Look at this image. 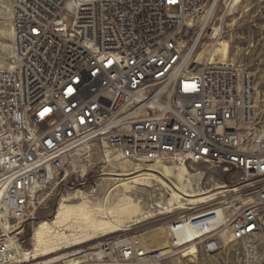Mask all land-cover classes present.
<instances>
[{
	"label": "built area",
	"instance_id": "built-area-1",
	"mask_svg": "<svg viewBox=\"0 0 264 264\" xmlns=\"http://www.w3.org/2000/svg\"><path fill=\"white\" fill-rule=\"evenodd\" d=\"M232 1L13 0L15 57L0 69V228L22 231L64 170L60 158L101 143L132 164H215L241 175L213 203L169 222L168 252L120 236L102 245L103 259L162 262L194 241L215 254L223 231L241 241L264 233L255 74L238 59L189 53L198 37L213 40L214 18L225 36ZM184 229L193 236L180 242ZM18 262L1 229L0 264Z\"/></svg>",
	"mask_w": 264,
	"mask_h": 264
},
{
	"label": "rangeland",
	"instance_id": "rangeland-1",
	"mask_svg": "<svg viewBox=\"0 0 264 264\" xmlns=\"http://www.w3.org/2000/svg\"><path fill=\"white\" fill-rule=\"evenodd\" d=\"M12 11L13 0H0V69L9 68L8 64L12 65L15 57ZM233 22V25L227 26V33L223 38L231 41L235 59L244 62L255 74L258 115H262L264 120V0H245L237 14L227 17V25ZM217 23V19L214 18L207 28L214 27ZM67 153L70 155L65 169L39 194L36 205L32 209V215L25 222L23 230L19 228L9 233L10 230L6 229V226L0 228L7 232L14 247H21L29 252L27 256L29 261L24 264H44L50 260L59 259L63 260L60 263L66 262L65 264H69L70 259H76L80 264H119L121 261L116 259H103V254L100 257L91 254L101 252L102 245L120 236L139 237L148 245L161 247L159 243L150 240L155 235L161 234L158 230L160 227L166 228L170 221L178 219L191 209L214 202L195 205L194 202L182 201L183 205H180L182 203L176 201L172 202L174 205L171 206L172 195L167 188L140 186L129 195L135 202H140L144 210L152 211V216L148 219L131 223L126 230L105 237H99L100 235L90 228L80 232L67 230V234L72 236L63 242L57 254L33 260L34 230L42 221L51 220L54 217L61 199L76 197L68 202L74 204L87 201L97 218L110 220L112 217H110L109 207L119 203L122 198L121 189L123 188L120 186V192L115 189L121 185L118 180L133 176H111L110 173H131L140 167L121 163L101 143L95 147H77ZM188 168L193 176L194 192L213 190L211 194H218L215 196L218 199L226 188L234 187L235 177L241 179L238 171L225 166L198 163L190 164ZM224 185L226 188H218ZM169 211L171 212L168 213ZM19 231L20 234H17ZM75 235H77L76 238ZM161 235L164 236L163 240L166 243V230ZM198 251L197 259L185 256L184 250L161 263L150 264H264V233L244 241H227L215 254H207L200 247ZM102 252L104 253V250Z\"/></svg>",
	"mask_w": 264,
	"mask_h": 264
},
{
	"label": "bare ground",
	"instance_id": "bare-ground-1",
	"mask_svg": "<svg viewBox=\"0 0 264 264\" xmlns=\"http://www.w3.org/2000/svg\"><path fill=\"white\" fill-rule=\"evenodd\" d=\"M242 3L239 0L232 1L229 6H227L224 17L222 18V23L225 21L226 16V25H227V17L234 16L238 13ZM13 17V11H12ZM210 14H205L204 16H200L198 21L206 25L210 21ZM233 23L228 24L227 26L233 25ZM216 27V28H215ZM212 29L213 40L211 42H199V37L195 40L194 44L190 46L189 53L193 56V58L197 59V61H205L206 59L209 60H217L220 61H227L235 59L232 43L230 40L220 37L221 31L223 30L222 27L219 28L217 24H215ZM14 38H15V30L13 27ZM216 39V40H215ZM201 47V48H200ZM9 68L11 65H9ZM8 69V68H7ZM257 107H258V98H257ZM70 152V151H69ZM110 152V151H109ZM112 153V152H110ZM69 153L64 154L61 159V164L65 165L67 160L69 159ZM116 156V155H115ZM117 159L127 165H136L140 166L131 173H110L111 176H130L124 180H118V183L121 185L115 188L117 191L120 192V186L123 188L122 191V198L119 203L109 207V213L112 217L110 220L108 219H99L95 215V211L90 208L89 203L84 201L82 203H68L73 198H63L60 200L56 213L51 220H44L42 221L38 227L34 230L33 241H34V259L38 260L41 258L49 257L55 255L59 252V248H61L64 241L68 240L71 236L67 234V230L80 232L84 230L94 229L95 233H98L99 237H105L112 233H117L121 230H126L127 227L131 223H139L148 219L152 216V211H146L141 206L140 202H135L133 198L129 194H132L136 189L140 186L147 187V188H155L157 186L167 188V191H171L172 198L170 200L171 206L174 205L172 202H179L182 201H189L194 202L195 205L206 204L216 199V195L218 194H211L213 190H208L206 192L195 193L192 187L193 184V176L189 171L188 165L186 163H155V164H145L142 166L141 164H132L124 161L121 157L116 156ZM147 166V167H146ZM135 167V166H134ZM146 167V168H143ZM65 169V168H64ZM113 178V177H112ZM116 178V177H115ZM120 179V178H118ZM218 188H226V186H219ZM164 190V189H163ZM166 190V189H165ZM225 192V191H224ZM180 205H183L180 204ZM107 209V208H106ZM94 211V212H93ZM192 209L188 212L190 213ZM169 211L168 213H170ZM2 212L0 211V214ZM169 225V224H168ZM160 227L161 234H164V230H166L167 234V242L165 243L163 240V235L158 234L152 237L150 240L152 242H157L161 247H154L148 245L140 239L139 237H135L136 239L141 241V245L146 248L151 249H159L164 254L165 251L168 252L171 244V234L169 232V226ZM2 227L6 226V229L10 230L9 233H13L14 231L11 230L9 223H2ZM181 232V231H180ZM19 233V232H18ZM17 233V234H18ZM183 234V235H182ZM176 233V238L181 242L182 240L187 239V237L193 236V232L189 231L188 229H184L183 233ZM223 236H225V240L227 241H241L235 239L229 231H223ZM75 238L77 235L74 236ZM225 242V243H226ZM19 262L21 264L27 263L29 261L27 256H29V252L27 250L22 249L21 247H15ZM198 245L196 242H192V244L187 248L183 249L182 251L185 252V256L192 257L193 259H197L198 252ZM181 252V251H180ZM93 253V252H92ZM101 252H96L95 254L97 257L101 256ZM176 254H173L170 258L174 257ZM169 258V259H170ZM62 260V259H61ZM59 260H50L44 264H65L64 262L60 263ZM168 260V259H167ZM63 261V260H62ZM59 262V263H57ZM161 263L159 261H151V262H140L143 264H150V263ZM69 264H80L79 261L76 259H70L68 261ZM19 264V263H17ZM119 264H126L124 262H120Z\"/></svg>",
	"mask_w": 264,
	"mask_h": 264
},
{
	"label": "snow or ice",
	"instance_id": "snow-or-ice-1",
	"mask_svg": "<svg viewBox=\"0 0 264 264\" xmlns=\"http://www.w3.org/2000/svg\"><path fill=\"white\" fill-rule=\"evenodd\" d=\"M69 92H71V89H69ZM45 111H48L47 109Z\"/></svg>",
	"mask_w": 264,
	"mask_h": 264
}]
</instances>
